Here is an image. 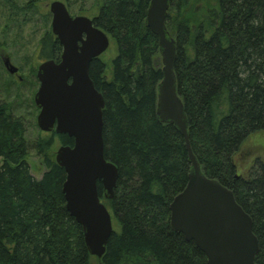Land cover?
<instances>
[{
	"label": "trees",
	"instance_id": "16d2710c",
	"mask_svg": "<svg viewBox=\"0 0 264 264\" xmlns=\"http://www.w3.org/2000/svg\"><path fill=\"white\" fill-rule=\"evenodd\" d=\"M73 3L72 0H68ZM93 25L117 45L108 80L94 59L89 75L102 94L104 158L118 170L114 196H103L113 231L100 264H207L205 255L170 226L169 205L188 182L191 165L173 124L156 115L162 80L157 37L146 26L150 0H99ZM11 16L34 10L0 0ZM166 29L176 43L174 74L201 172L232 191L251 217L264 264V163L248 177L234 161L244 141L264 130V0H169ZM62 47L51 30L39 40L38 59L58 62ZM11 104L0 101V264H91L81 226L66 210L65 171L49 154L52 133L30 142ZM30 149L46 170L30 173ZM96 258V257H95Z\"/></svg>",
	"mask_w": 264,
	"mask_h": 264
},
{
	"label": "water",
	"instance_id": "95a60500",
	"mask_svg": "<svg viewBox=\"0 0 264 264\" xmlns=\"http://www.w3.org/2000/svg\"><path fill=\"white\" fill-rule=\"evenodd\" d=\"M169 0H150L146 26L157 37L162 80L157 86L156 115L173 124L183 137L191 165L186 187L169 205L170 226L205 255L207 264H256L259 251L251 217L237 204L232 191L207 178L195 158L188 133L183 103L177 92L174 63L176 43L169 35L166 16ZM50 29L62 47L60 60L43 61L37 68L39 83L34 104L39 109L40 131L55 132L73 139L72 146H60L55 162L64 169L62 193L69 215L81 226L86 248L101 259L113 232L112 216L101 202L110 200L118 170L104 158L102 94L90 78L89 68L109 47V36L85 16H71L65 4L49 6ZM7 72L18 68L3 60Z\"/></svg>",
	"mask_w": 264,
	"mask_h": 264
},
{
	"label": "rangeland",
	"instance_id": "374dc122",
	"mask_svg": "<svg viewBox=\"0 0 264 264\" xmlns=\"http://www.w3.org/2000/svg\"><path fill=\"white\" fill-rule=\"evenodd\" d=\"M19 5H25L31 0H15ZM54 1L65 4L71 16H85L93 19L100 8L99 0H33L34 10L24 18L23 14L11 16L8 8L0 2V101L11 104L15 116L20 117L26 127L25 137L30 142L39 137L50 135L39 130L36 118L39 109L34 104V95L39 83L36 78L38 66L42 63L38 59V46L42 34L50 29L51 14L49 6ZM118 52L117 45L109 38L108 49L99 56L105 64V75L111 78V61ZM7 58L11 64L18 68V72L11 75L4 67L3 60ZM61 146L57 139L54 140L49 154L55 157L56 151ZM259 159L264 163V130L249 136L241 145L234 156L238 174L247 178L248 171ZM26 161L30 167V173L35 179H40L46 170L42 158L33 149H30ZM1 165V160H0ZM113 231L118 232L119 226L112 220ZM91 264H100V261L92 257Z\"/></svg>",
	"mask_w": 264,
	"mask_h": 264
},
{
	"label": "flooded vegetation",
	"instance_id": "af4514ba",
	"mask_svg": "<svg viewBox=\"0 0 264 264\" xmlns=\"http://www.w3.org/2000/svg\"><path fill=\"white\" fill-rule=\"evenodd\" d=\"M52 133H55V132H50L49 134H52Z\"/></svg>",
	"mask_w": 264,
	"mask_h": 264
}]
</instances>
